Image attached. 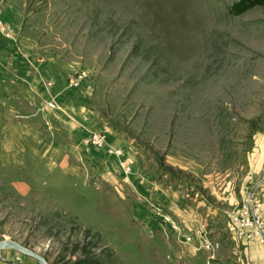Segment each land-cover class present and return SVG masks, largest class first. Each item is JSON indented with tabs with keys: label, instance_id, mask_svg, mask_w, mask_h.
I'll list each match as a JSON object with an SVG mask.
<instances>
[{
	"label": "rangeland",
	"instance_id": "374dc122",
	"mask_svg": "<svg viewBox=\"0 0 264 264\" xmlns=\"http://www.w3.org/2000/svg\"><path fill=\"white\" fill-rule=\"evenodd\" d=\"M232 2L246 0H0L11 52L25 45L66 85L84 70L76 83L86 104L131 139L158 183L151 196L133 193L121 176L122 195L57 165L40 174L0 165V237L49 264H254L231 247L253 239L264 264L258 237L237 234L230 216L249 192L264 235V0L238 12ZM11 178L29 185L18 190ZM168 191L198 216L192 226L163 207L157 195ZM129 194L152 200L142 201L152 221L134 213ZM0 264L39 263L3 247Z\"/></svg>",
	"mask_w": 264,
	"mask_h": 264
},
{
	"label": "crops",
	"instance_id": "0c3cea01",
	"mask_svg": "<svg viewBox=\"0 0 264 264\" xmlns=\"http://www.w3.org/2000/svg\"><path fill=\"white\" fill-rule=\"evenodd\" d=\"M9 40L0 35L1 167L28 165L26 170H37L34 173L40 174L43 165L46 168L57 165L64 173L76 174L84 180L93 179L97 185H113L123 195L119 178L122 174L120 158H124L130 169L126 174L127 181H123L131 188L137 186L133 193L140 190L151 196L158 183L146 172L142 153L130 138L102 123L95 110L86 104L84 81L64 84L62 74L50 67L45 59H36L35 55L25 51V45L13 54L10 49L14 45ZM99 130L103 132V142H90L91 132ZM107 147H117L119 152L109 151ZM29 160H33V164H28ZM9 183L21 191L29 185L23 178H11ZM127 196L134 213L146 222L153 220L156 215L146 206L148 201L151 203L150 198L145 196L144 204L143 199H135L132 194ZM157 197L165 209L178 213L182 224L192 226L196 221L195 213L187 214L186 207L178 205V193L168 191ZM239 245L231 247L242 251L240 260L262 264L255 240L249 239Z\"/></svg>",
	"mask_w": 264,
	"mask_h": 264
},
{
	"label": "built area",
	"instance_id": "2783aa9c",
	"mask_svg": "<svg viewBox=\"0 0 264 264\" xmlns=\"http://www.w3.org/2000/svg\"><path fill=\"white\" fill-rule=\"evenodd\" d=\"M10 24H8L1 12L0 7V34L7 35L10 34ZM84 73V70L77 71L76 75L73 77H69L67 79L68 84L76 83L79 77H81ZM49 105H53L51 101L47 102ZM89 140L92 143L95 144H101L103 142V132L102 131H93L89 135ZM107 150L113 151V152H119V149L117 147H107ZM120 164L122 167V174L121 176L125 179L126 174L128 172L129 164L126 162L124 158H120ZM258 199H256L253 195H251L249 192L243 197V200L241 202V206L238 207V209L232 210L230 213L231 220L235 223L234 230L237 234H246V232L253 231V234H255L258 237V240L262 243V249L264 253V235L262 232H260V221H259V212H258ZM153 208L158 213L160 211L161 217L167 218L166 213L160 210V206L158 204H153ZM170 226L173 228H179L178 224H176L173 220L170 221ZM248 234V233H247ZM184 239H191L192 235H190L187 232L182 233ZM199 243L200 245H203L205 247H211V242L208 241V239L205 236L199 237ZM264 256V254H263Z\"/></svg>",
	"mask_w": 264,
	"mask_h": 264
},
{
	"label": "water",
	"instance_id": "95a60500",
	"mask_svg": "<svg viewBox=\"0 0 264 264\" xmlns=\"http://www.w3.org/2000/svg\"><path fill=\"white\" fill-rule=\"evenodd\" d=\"M263 176H264V163H263V172H262L261 178ZM3 247H12V248L17 249L18 251H20L22 253L30 255L39 264H49L47 259L40 252H38L36 249H34L30 246H27V245L21 243L20 241H18L15 238L0 237V248H3Z\"/></svg>",
	"mask_w": 264,
	"mask_h": 264
},
{
	"label": "trees",
	"instance_id": "16d2710c",
	"mask_svg": "<svg viewBox=\"0 0 264 264\" xmlns=\"http://www.w3.org/2000/svg\"><path fill=\"white\" fill-rule=\"evenodd\" d=\"M260 0H246V3H244V5H241V6H235V4L232 2L228 5L227 9L231 12H238L240 11L241 9L255 3V2H258Z\"/></svg>",
	"mask_w": 264,
	"mask_h": 264
}]
</instances>
